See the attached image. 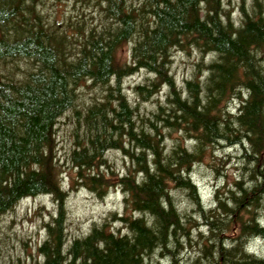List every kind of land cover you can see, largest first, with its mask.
Returning a JSON list of instances; mask_svg holds the SVG:
<instances>
[{"label":"trees","instance_id":"obj_1","mask_svg":"<svg viewBox=\"0 0 264 264\" xmlns=\"http://www.w3.org/2000/svg\"><path fill=\"white\" fill-rule=\"evenodd\" d=\"M223 1L81 0L98 18L56 21L43 0H0V217L30 198L58 205L36 264H264L249 248L264 239V0L244 5L239 23ZM128 45L130 63L119 58ZM192 49L213 60L180 90L173 53ZM140 71L154 76L136 87L145 101L169 90L142 124L123 88ZM83 90L95 96L82 100ZM71 112L82 131L71 188L100 198L121 190L128 213L112 217L124 234L104 223L68 239L56 134ZM218 147L241 150L242 174L208 207L192 174ZM113 152L131 163L127 174L111 170Z\"/></svg>","mask_w":264,"mask_h":264},{"label":"rangeland","instance_id":"obj_2","mask_svg":"<svg viewBox=\"0 0 264 264\" xmlns=\"http://www.w3.org/2000/svg\"><path fill=\"white\" fill-rule=\"evenodd\" d=\"M253 0H224L225 11L231 19L239 23L241 8L245 5L250 9ZM43 9L47 18L60 20L68 17L85 19L86 21L98 18L94 14V7L89 8L88 4L81 3V0H43ZM94 3V1H92ZM132 45L125 46L119 53L122 62L130 63ZM213 59L205 56L198 50L175 51L172 57L171 72L180 90L186 87L188 81L196 77L206 78V67ZM23 62L22 65H26ZM154 76L148 72L140 71L135 76L124 80V93L133 107L138 108V122L151 118L160 104H165L168 98V88H162V92L150 101H145L136 92L137 86L147 85ZM82 100H90L95 96L87 90L82 91ZM81 109V107L79 108ZM78 133L81 130L75 112L67 114L57 127V158L63 167L62 182L64 190L68 192L63 207L67 215V235L70 242L76 238H84L94 227L104 223L109 224L121 234L124 228L117 223L112 216H124L128 213L125 210L124 195L116 186L111 188L104 198L81 186L71 188V180L74 172L68 163V157L76 147ZM176 134L167 136L166 145L171 149ZM190 147L192 143H187ZM241 150L239 148L227 149L218 147L214 149L213 155H208L203 163L195 166L192 180L197 184L202 201L208 207L214 205V197L217 187L226 185L241 176ZM108 162L111 170L116 176H123L128 173L131 163L121 153L113 152L108 154ZM106 170V169H105ZM109 171V173L111 172ZM111 174V173H110ZM111 176V175H110ZM112 177V176H111ZM174 197L181 212L193 215V207L189 204L187 196L182 192H175ZM58 205L50 196L30 198L19 203L15 209L0 217V264H36L41 262L38 255V247L46 239V224L53 216L57 215ZM264 224V220H263ZM205 230V229H204ZM250 251L264 258V239H258L250 245ZM183 255L187 258L190 253L185 250ZM157 264H167L166 261ZM159 262V263H158Z\"/></svg>","mask_w":264,"mask_h":264},{"label":"bare ground","instance_id":"obj_3","mask_svg":"<svg viewBox=\"0 0 264 264\" xmlns=\"http://www.w3.org/2000/svg\"><path fill=\"white\" fill-rule=\"evenodd\" d=\"M214 57V56H213ZM214 58H216V57H214Z\"/></svg>","mask_w":264,"mask_h":264}]
</instances>
